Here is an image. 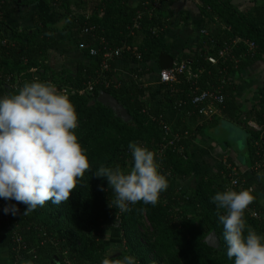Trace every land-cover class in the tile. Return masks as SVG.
<instances>
[{"label": "trees", "instance_id": "trees-1", "mask_svg": "<svg viewBox=\"0 0 264 264\" xmlns=\"http://www.w3.org/2000/svg\"><path fill=\"white\" fill-rule=\"evenodd\" d=\"M56 1L53 4L54 0H20L22 5H44L53 14L63 18V30L77 44L100 47L95 37L82 30L86 24H92L103 29L110 50L128 46V51L124 49L119 56L110 60L111 66L116 59L132 63L157 60L161 55L173 59L167 53L168 45L165 41L169 16L167 11L173 0H160L159 7L152 15L144 11V2L148 0H138L134 6H129L128 0ZM199 2L205 29L208 31L201 40L203 49L194 56L182 55L178 60L188 61L193 70H202L196 80L198 89H208L209 85L218 84L222 76L219 69L227 67L225 77L228 84L223 90L225 99L217 108L222 118L245 129L250 164L253 165L257 159L254 142L261 140L264 132V107L259 110H240L230 79L237 70L256 59H264V8L255 6L251 10L239 11L228 0ZM7 3L8 0H4V4L0 5V12L3 13L0 36L7 38L9 43V47H2L0 50V96L16 94L25 83L32 81L49 82L58 88L69 85L72 91L69 90L68 98L78 115V127L74 131L81 146L87 150L91 168L78 180L68 201L60 205L46 203L26 215L23 214L26 205L18 203L17 214L0 222V248L7 250L9 264H25L26 261L33 264H66L65 260L71 264H102L104 260H108V264H115L129 254L135 256L137 264H233L226 255L223 225L218 220L215 204L210 201L215 192L223 191L229 185V170L201 179L186 197L167 188L160 194L155 206L137 202L129 206L130 211L123 213L110 207L112 190L106 179L93 175L95 170L101 165H119L122 170H127V165L132 164L129 142L143 145L156 154L163 136L158 119L167 123L169 121L164 117L162 109L146 106L145 89L136 79H132L127 86L115 87V78L109 70L105 72V77L111 79L112 83L107 87L101 85L103 79L100 77L103 73L100 72V64L104 59L102 51L92 57L94 62L91 65H79L73 75L65 71L45 75L46 64L42 55L54 42L57 27L51 26L41 13L35 11L31 15L33 24L17 31L6 21ZM139 10L144 12L139 21V29L130 34L128 27L132 25V19ZM87 12L90 14L89 18H86ZM235 37L253 41L256 45L254 54L251 55L243 42L239 41L232 47V54L238 58L237 64H223L219 60L212 65L205 59L207 55L216 56L217 50L230 44ZM7 78L9 82H17L15 88L7 85ZM95 79H99L101 83H94ZM88 82L94 83L93 89L82 92L87 88ZM161 86L165 89L164 95L170 96V104L180 113L181 119L176 124H170V127L172 132L179 135L176 145L182 147L183 152L178 154L170 148L156 156L159 171L174 178H189L192 165L187 148L194 135L189 124L194 122L195 116L187 114V111L193 109L187 104L193 95L194 86L182 78L179 83ZM99 91L109 93L123 105L131 116V121H121L111 109L99 103L96 100ZM180 100L187 104L177 106L176 103ZM244 116L253 118L260 130L249 129ZM216 122L218 118L208 125ZM262 149L264 151V147ZM237 178L239 182L235 190H249L238 176ZM251 193L255 199L245 210L244 218L249 228L264 234V209L257 203L256 195ZM10 201L9 204H12V200ZM185 201L194 206L195 215L200 220L198 223L181 209V204ZM3 205L0 202V213ZM249 209H253L259 217H253ZM144 222L149 224V229ZM211 231L218 240L216 247L203 241ZM110 232L118 234L123 243L120 250L116 251L117 257L113 258L109 257L112 249ZM16 235L20 236V241L15 240Z\"/></svg>", "mask_w": 264, "mask_h": 264}, {"label": "clouds", "instance_id": "clouds-1", "mask_svg": "<svg viewBox=\"0 0 264 264\" xmlns=\"http://www.w3.org/2000/svg\"><path fill=\"white\" fill-rule=\"evenodd\" d=\"M77 127L73 104L49 82L32 81L16 94L0 96V199L26 205L25 215L49 202L68 201L78 180L91 170L87 150L74 131ZM128 149L130 168L101 165L93 173L107 180L113 193L109 206L121 213L137 202L155 206L168 188L153 151L135 142H129ZM254 199L247 189L230 188L210 197L223 225L226 255L233 264H264V234L249 228L244 218ZM18 211L16 204L3 208L13 216ZM118 264H137V260L129 254Z\"/></svg>", "mask_w": 264, "mask_h": 264}, {"label": "crops", "instance_id": "crops-1", "mask_svg": "<svg viewBox=\"0 0 264 264\" xmlns=\"http://www.w3.org/2000/svg\"><path fill=\"white\" fill-rule=\"evenodd\" d=\"M228 1L239 11L251 10L255 6L264 8V0ZM137 3L138 0H128L129 6H134ZM7 6L6 21L10 27L17 31L33 24L31 15L35 11L41 13L51 26L57 27L58 31L55 34L54 42L42 55L46 64L45 75L51 76L53 73L61 71L73 75L79 65L89 66L94 62V59L85 51L80 50L78 44L63 30V18L53 14L48 7L41 4L22 5L20 0H8ZM199 7V0H173L168 7L169 16L165 29V41L168 45L167 53L173 58L172 60L167 55H161L157 60L150 59L143 63L116 59L111 66L116 84L124 87L130 84L132 79H136L135 81L141 83V87L145 89L146 106L162 109L164 117L171 125L176 124L181 116L173 108L174 105L170 104L168 99L170 96L164 95L165 89L158 81V72L168 68L174 60H178L182 55L194 56L203 49L201 40L205 35L201 31L204 30L207 34L208 31L205 29V20ZM222 28L225 27L222 25ZM228 28L226 27V29ZM230 80L240 110L250 111L253 108L259 110L262 106L264 107V59H256L250 65L237 70L232 74ZM65 88L71 90L69 85H66ZM210 109L211 113H195L194 122L189 124V128L194 132L187 148L192 165L189 178H174L165 175L168 188L186 197L201 179L222 173L224 170H229V173L234 171L233 173L240 178V181L248 186L249 191L256 195L257 203L264 209V175L251 170L252 164H250L248 137L245 129L235 122L222 118L216 106L213 108L210 106ZM215 118H218V122L208 125ZM243 119H246L249 129H260L253 118L244 116ZM226 130L230 133V137L224 135ZM262 136H264V132ZM181 207L184 213L187 214L188 210H191L193 212L190 215L196 216L193 205L185 201ZM0 264H9L8 252L5 248H0ZM25 264L33 263L26 261Z\"/></svg>", "mask_w": 264, "mask_h": 264}, {"label": "built area", "instance_id": "built-area-1", "mask_svg": "<svg viewBox=\"0 0 264 264\" xmlns=\"http://www.w3.org/2000/svg\"><path fill=\"white\" fill-rule=\"evenodd\" d=\"M57 1L54 0L55 4ZM4 4V0H0V5ZM160 0H148L144 2V11L148 13V15H152L153 11L159 7ZM150 5V6H148ZM144 15V12H141L140 10L136 12L135 16L132 19V25L128 27L130 30V34H133L135 29H139V21ZM7 16V15H6ZM3 17V13L0 12V21ZM90 14L89 12L86 13V18H89ZM83 32L90 34L92 37H95L98 40V45L100 47H88L84 43H79L78 48L82 51H86L87 54L90 57H95L100 51H102L103 54V60L101 61L100 64V72L101 74V79H103V83L99 79H95L94 83H101L104 86H108L111 84L110 79H106L105 77V72L111 71V65H110V60H113L115 57L119 56L121 52L129 50L128 46L123 45L122 48H117L115 50H110L108 48V44L105 40V37L103 35V29L99 28L95 25L92 24H86V26L82 29ZM204 35H207V33L202 30L201 31ZM154 33V32H153ZM232 42L230 44H225L222 48L217 50L216 56L214 55H207L206 60L214 65L219 62V60L225 64L226 62H232L233 64L238 63V58L234 57L232 54V47L233 45L237 44L239 41L243 42V44L246 46L247 51L251 53V55L254 54L256 45L253 41L251 40H242L241 38H234L231 40ZM2 47H9V43L7 38L1 37L0 36V50ZM202 73L201 69L198 70H193L190 66V63L188 61H179V60H174L171 65L166 68L159 70L158 72V81L163 84H167L171 86L173 83H177L178 81L184 79L186 82H191L194 86V91L193 95L190 96L188 99V104L186 101H178L176 103L177 106H184L185 104L189 105V107L192 109L190 111H187L188 115H194L195 112L198 114H207L211 113L210 106L217 107L223 104L225 95L223 93V90L225 86L228 84L227 78V67L222 66L219 69V73L222 75L220 77V80L218 81V84L214 85L211 84L209 85L208 89H198L197 86V78L199 75ZM6 83L9 87L15 88L17 82H9V78H7ZM94 83L88 82L87 88L85 90L91 91L93 89ZM56 87V86H55ZM60 92L68 96L69 90L65 87L58 88L56 87ZM159 125L161 127V130L163 132L162 140L157 146L156 149V156L162 155L167 149L173 150L175 153H182V147H178L176 143L179 140V135L172 132L170 124L164 121L163 119H158ZM260 130V129H259ZM254 147L256 148L255 150V155L257 157L256 161L251 165V170H253L256 173L263 174L264 175V151L262 147H264V136L261 134V140L258 142H254ZM234 172V171H233ZM229 173V185L227 188H230L232 190H235V188L238 186L239 179L237 176L233 173ZM0 202H3V206L5 204H9V201H5L4 199H0ZM12 204H18L15 201H12ZM250 207V206H248ZM4 208V207H3ZM247 209V208H246ZM253 217H259L258 214L253 210L249 209L248 210ZM11 213L5 214L2 210L0 213V222H4L9 220L11 217ZM15 240L20 241V236H15ZM66 264H71L68 260H65Z\"/></svg>", "mask_w": 264, "mask_h": 264}, {"label": "water", "instance_id": "water-1", "mask_svg": "<svg viewBox=\"0 0 264 264\" xmlns=\"http://www.w3.org/2000/svg\"><path fill=\"white\" fill-rule=\"evenodd\" d=\"M96 100L103 106L111 109L114 116L119 118L125 123L131 121V116L128 114L126 109L121 105L112 95L105 91H99ZM209 246L216 247L218 245V240L213 231L209 232L203 239Z\"/></svg>", "mask_w": 264, "mask_h": 264}, {"label": "rangeland", "instance_id": "rangeland-1", "mask_svg": "<svg viewBox=\"0 0 264 264\" xmlns=\"http://www.w3.org/2000/svg\"><path fill=\"white\" fill-rule=\"evenodd\" d=\"M52 12V11H51ZM53 13V12H52ZM55 14V13H54ZM216 134L218 135V131L216 132ZM225 136H228L230 137V133L226 130L225 133H224ZM131 166H128L127 165V168H130ZM186 195V194H185ZM193 212L191 210H188V213L187 215H189V217L195 221V222H199L197 219H195L196 216H191L190 213ZM144 225L146 226L147 229H149V224L144 222ZM111 233V232H110ZM109 236H111V243H112V246H111V250L109 251V253H111V256L112 258L113 257H117L115 254H116V251L117 250H120V246L123 245V243L120 241L119 239V235L118 234H114V233H111ZM114 244V245H113ZM114 264V263H113ZM115 264H118V262H115Z\"/></svg>", "mask_w": 264, "mask_h": 264}]
</instances>
